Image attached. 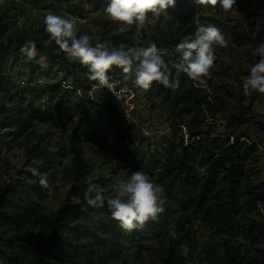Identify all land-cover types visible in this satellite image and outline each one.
Instances as JSON below:
<instances>
[{"label": "trees", "instance_id": "trees-1", "mask_svg": "<svg viewBox=\"0 0 264 264\" xmlns=\"http://www.w3.org/2000/svg\"><path fill=\"white\" fill-rule=\"evenodd\" d=\"M21 1L20 4L12 1L0 13V88L7 92L10 90L6 72L8 62L10 65L31 63L19 50L27 40H35L36 51L51 56L59 65L58 69L63 71V80L69 77L75 80L79 72L87 71L79 61L68 60L54 43L45 47L43 41L48 39L46 33L25 38L16 30H11L13 16L17 15L16 11L22 10L19 5L23 7L26 3L38 5L49 2L79 10L80 0ZM84 1L94 9L102 6L105 8L108 4V0ZM194 4L195 0H176L175 7H169L167 14L182 13ZM12 9L14 12H10ZM197 27L194 22L169 30L159 27L150 36L136 38L130 31L116 32L112 34L109 43L132 46L136 39H140L146 46L148 41H153L159 49L165 50L164 59L167 61L178 58L176 45L184 36L193 34ZM231 34L237 45L250 40L245 33L234 28ZM109 79L121 85L136 87L135 77L124 79V74L116 67L110 70ZM233 87L230 85L227 94L234 100V109L233 112H227L226 130L221 132L206 123L207 115L214 108L211 94L207 88L196 84L183 73L180 75V87L174 93L159 83H153L148 91H143L147 98L151 101L156 98L159 106L165 109V121L179 138L176 143L170 142L171 147L166 151L169 153L164 160L155 158L154 163L149 165L156 168L155 172H150L154 181L164 187L165 201L164 211L156 220H149L143 228L130 232L120 228L118 222L112 219L106 203L103 208L82 211L87 207L83 194L88 186L83 180L74 185V188H78L79 201H63L54 211H46L41 204V200L50 194L39 184L24 178L0 184V264H117L128 248H145L141 237L151 236L143 233L160 236L174 208L181 212L175 231L185 230L188 251L181 254L172 250L175 238L179 237L174 235L164 264H264V186L252 180L254 172L247 165L256 149L253 143L247 142V134L239 130L241 125L252 121L255 111L251 101V105L242 103V85L235 91ZM39 91L36 94L38 98L46 94L58 98L54 108L61 115L69 98L68 90L61 82L46 85ZM250 97L252 99L256 94L252 93ZM219 106L213 111L226 110L223 99H219ZM94 107L98 121H101L103 110L110 113L116 110L114 102L104 105L95 103ZM5 112L4 104H0V115ZM33 112L35 114L31 117L41 116L43 120L48 118V114H40L38 109ZM90 116L91 113H88L87 121ZM258 116L256 123L264 130V112ZM24 121L23 116L16 120L6 116L0 118V148L2 144L8 146L22 135L28 127ZM84 123L76 124L73 135L78 139L83 137L84 140L92 141L99 132L94 125L86 129ZM10 126H17L18 129L5 128ZM116 133L119 134L117 130ZM44 159L46 163L37 165L38 170L41 171L44 166L55 167L54 161L48 156ZM75 167L74 178L89 168L79 151L76 152ZM49 183L53 193V180L50 179ZM188 220L204 223L220 236V240L199 244L194 232L185 227ZM20 232L28 234L20 236ZM19 239L30 240L39 248L29 257L21 255L22 246H14Z\"/></svg>", "mask_w": 264, "mask_h": 264}, {"label": "rangeland", "instance_id": "rangeland-1", "mask_svg": "<svg viewBox=\"0 0 264 264\" xmlns=\"http://www.w3.org/2000/svg\"><path fill=\"white\" fill-rule=\"evenodd\" d=\"M12 1L20 4L21 0H0V13L8 7ZM22 10L16 11L13 16L11 30H16L20 36L32 38L44 32L43 17L48 12H54L65 17H72L76 21L77 35L87 34L93 37L99 36L101 42L110 41L112 34L130 31L134 38L150 36L157 29H175L177 26L189 25L194 22L197 26L214 24L229 41L227 48L214 45L216 56L215 67L212 69V78L206 80L205 85L211 94L214 108H220L219 99L226 102V110H219L207 115L206 123L216 131H224L225 116L227 112H233L234 100L227 94L230 85L225 83V78L234 80L241 87L242 80L250 72V67L260 59L254 54V49L264 43V0H238L233 4V10L224 11L220 3L216 7L194 4L182 13L161 15L155 19L149 13V19L143 27L136 25H121L106 18L103 6L94 9L80 0V9H69L60 4L40 3L33 5L26 3ZM14 12V10H10ZM245 33L250 40L242 45H237L232 40V29ZM69 60V59H68ZM51 56L46 52L36 51L31 63L6 64V72L9 78V92L0 88V104L6 108L3 116L12 117L14 120L25 117L27 129L22 135L12 140L9 145H1L0 148V184L14 181L16 178H24L33 184L38 183V177L33 176L28 168L45 164V156L53 160L55 167H43L39 172L46 173L49 180H53L54 191L41 200L46 211L56 210L63 201L78 202V188L74 185L78 181L88 183L91 181L102 190L105 199L114 196L112 186L115 182L127 179L134 171L144 172L154 181L151 172L156 168L149 167L154 159L164 160L166 152L170 148V142L176 143L178 136L170 130L165 121L166 111L159 106L158 100L147 98L139 87L121 85L117 81H110L114 88L109 90L98 86L97 82L87 79V71L78 73L77 79L71 77L63 80V71L58 69ZM228 75V77H227ZM68 90L69 98L62 108L61 115L54 108L58 98L49 94L42 98L37 97L44 86L55 82ZM240 87H233L235 91ZM34 90L36 92H31ZM115 93V95L113 94ZM242 103L250 104L255 114L252 121L240 126L246 134L248 143L255 146V154L248 161L247 167L254 172L253 182L264 186V130L256 123L259 114L264 112V96L258 93L256 97L244 96ZM112 100V101H111ZM114 102L116 110L110 113L103 110L101 121L96 120L94 104H107ZM251 105V104H250ZM40 110V114L47 115L43 120L41 116L31 117L33 110ZM91 113L88 121L87 114ZM29 116L31 118H29ZM85 122L86 129L94 125L99 132L95 138L84 140L75 137L74 128L78 122ZM17 130V126L5 127ZM116 130L119 132L117 135ZM30 148L33 150L30 151ZM79 151L83 161L88 164L87 171L75 177V158ZM42 158V159H41ZM52 161V162H53ZM45 162V163H44ZM151 171V172H150ZM150 172V173H149ZM31 174V175H30ZM155 182V181H154ZM156 183V182H155ZM165 201L164 197L162 198ZM264 213V211H262ZM181 218V212L174 208L167 223L162 228L160 236L155 237L151 233H143L151 237H141L145 248H128L121 256L117 264H164L171 240L175 238L172 250L175 253L186 254L188 241L185 230L175 231L176 223ZM187 230L194 232L195 240L199 244H205L210 240H220V236L214 234L204 223L198 220L185 222ZM187 233V232H186ZM12 234V233H11ZM28 233L20 232V236ZM14 246H22L21 255L31 256L38 245L30 240H16Z\"/></svg>", "mask_w": 264, "mask_h": 264}, {"label": "clouds", "instance_id": "clouds-1", "mask_svg": "<svg viewBox=\"0 0 264 264\" xmlns=\"http://www.w3.org/2000/svg\"><path fill=\"white\" fill-rule=\"evenodd\" d=\"M218 2L228 12L233 10L235 0H195L198 5L212 7H216ZM175 4L176 0H108L104 13L114 23L140 28L148 21L149 13L158 19L166 15L167 9L175 7ZM42 23L48 36L43 41L45 47L54 43L70 61H79L87 68L89 81L97 82L98 86L111 91L114 85L110 82L109 72L113 67L119 68L126 80L134 76L135 85L145 92L153 83H159L174 93L180 87L181 73L196 84L206 87V80L212 78V69L215 67L214 45L222 48L229 45V41L214 24L199 25L193 34L184 36L176 45L178 58L165 61V50L159 49L153 41H148L145 46L143 41L136 39L132 46L123 43L115 46L106 40L101 42L100 37L96 36L93 43L92 36L77 35L74 18L51 11L43 17ZM119 31L124 32L125 29L121 27ZM19 50L27 59H33L36 41H25ZM254 54L259 55L260 59L251 65L249 74L242 80V92L246 97L252 93L264 96V43L254 49ZM225 83L240 87L234 80L227 78ZM27 171L38 177L41 188L51 194L52 186L46 173L39 172L37 167L28 168ZM112 190L115 195L106 200L102 190L88 181L83 194L87 207L82 211L103 208L106 203L112 219L118 222L120 228L129 232L143 228L149 220H156L164 211V187L142 171H134L127 179L115 182Z\"/></svg>", "mask_w": 264, "mask_h": 264}]
</instances>
